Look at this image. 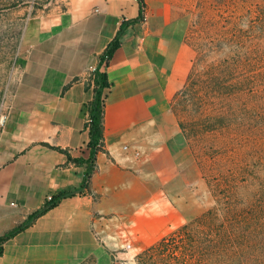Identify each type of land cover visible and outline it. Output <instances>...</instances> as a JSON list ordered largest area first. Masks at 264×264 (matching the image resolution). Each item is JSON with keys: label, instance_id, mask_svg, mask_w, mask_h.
<instances>
[{"label": "crops", "instance_id": "0c3cea01", "mask_svg": "<svg viewBox=\"0 0 264 264\" xmlns=\"http://www.w3.org/2000/svg\"><path fill=\"white\" fill-rule=\"evenodd\" d=\"M26 28L0 133V236L74 191L4 244L0 264H137L206 211L200 169L172 104L195 59L188 16L174 0H144L106 70L103 150L84 186L86 88L98 58L137 0H60ZM62 150V151H60ZM119 262V263H118Z\"/></svg>", "mask_w": 264, "mask_h": 264}, {"label": "trees", "instance_id": "16d2710c", "mask_svg": "<svg viewBox=\"0 0 264 264\" xmlns=\"http://www.w3.org/2000/svg\"><path fill=\"white\" fill-rule=\"evenodd\" d=\"M137 1L138 17L121 23L86 83V88L94 87L86 122L90 155L68 156L70 162L86 165L84 186L95 171L97 154L103 150L104 92L113 86L102 69L119 49L125 29L145 21V2ZM187 40L197 55L184 91L198 96V102L193 103L198 110L207 109L205 100L210 99V187L214 204L142 253L138 261L264 264V0H199ZM198 127H206L205 119ZM74 195V191L59 193L52 203L0 236V257L7 241L62 199Z\"/></svg>", "mask_w": 264, "mask_h": 264}, {"label": "rangeland", "instance_id": "374dc122", "mask_svg": "<svg viewBox=\"0 0 264 264\" xmlns=\"http://www.w3.org/2000/svg\"><path fill=\"white\" fill-rule=\"evenodd\" d=\"M174 1L179 12L187 15L190 21L194 19L199 0ZM55 7L62 11L66 9L60 0H0V133L13 94V82L18 75L26 28L38 18L45 21ZM205 101L208 103L207 109L198 110L193 106V103L198 102V96L192 97L189 92L186 94L183 87L175 96L172 107L200 169L198 191L204 197L207 211L213 206L214 200L210 187V99ZM204 119L206 130L198 127ZM136 262L140 264L138 258Z\"/></svg>", "mask_w": 264, "mask_h": 264}, {"label": "built area", "instance_id": "2783aa9c", "mask_svg": "<svg viewBox=\"0 0 264 264\" xmlns=\"http://www.w3.org/2000/svg\"><path fill=\"white\" fill-rule=\"evenodd\" d=\"M54 198H55L54 195H50V196L47 197L46 202L47 203H52L54 201Z\"/></svg>", "mask_w": 264, "mask_h": 264}]
</instances>
